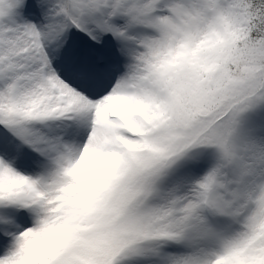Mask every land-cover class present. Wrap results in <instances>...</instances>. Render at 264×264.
<instances>
[{
    "label": "snow or ice",
    "instance_id": "obj_1",
    "mask_svg": "<svg viewBox=\"0 0 264 264\" xmlns=\"http://www.w3.org/2000/svg\"><path fill=\"white\" fill-rule=\"evenodd\" d=\"M0 264H264V0H0Z\"/></svg>",
    "mask_w": 264,
    "mask_h": 264
}]
</instances>
